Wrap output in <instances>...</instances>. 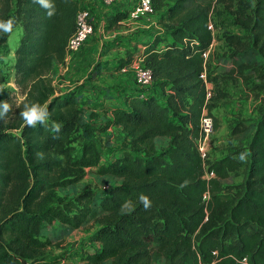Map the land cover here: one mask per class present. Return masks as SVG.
Returning <instances> with one entry per match:
<instances>
[{
  "label": "trees",
  "instance_id": "16d2710c",
  "mask_svg": "<svg viewBox=\"0 0 264 264\" xmlns=\"http://www.w3.org/2000/svg\"><path fill=\"white\" fill-rule=\"evenodd\" d=\"M151 4L161 31L126 48L115 67L129 66L136 54L153 82L124 92L125 106L112 108L111 116L97 123L81 106L82 86L58 90L52 84L75 29L78 0H0V45L17 25L22 29L13 51V80L24 94L17 107L5 105L0 116V264L56 263L45 254L52 241L41 239L54 222L70 229L97 225L90 235L97 247L82 254V264H153L156 259L160 264H264V107L256 121L232 128V136L248 137L235 150L245 156V165L238 184L224 185L240 162L232 154L203 159L196 146L202 110L211 115L213 107L200 76L205 71L206 81L213 82L207 76L209 54L203 56L214 35L213 2ZM228 7L233 23L247 32L246 37L223 34L228 72L254 78L264 90V0H236ZM127 12L109 15L107 29ZM101 71L97 62L88 77ZM109 127L119 129L126 146L102 161L103 150L89 135ZM86 167L118 182L60 200L56 189L75 184ZM207 172L212 175L205 177Z\"/></svg>",
  "mask_w": 264,
  "mask_h": 264
},
{
  "label": "rangeland",
  "instance_id": "374dc122",
  "mask_svg": "<svg viewBox=\"0 0 264 264\" xmlns=\"http://www.w3.org/2000/svg\"><path fill=\"white\" fill-rule=\"evenodd\" d=\"M235 1L212 0L214 7L210 15V23L214 35L206 65L207 76L213 81L211 83L213 87V107L211 108L210 116L216 122V128L212 130L208 137L209 151L207 157L209 160H214L226 154H232L240 162L239 170L235 173H230L229 177L223 181L224 185L238 184L241 181L242 169L245 165V156L236 153L235 150L243 148L248 137L245 134L232 136V128L237 124L240 125V123L249 124L256 121L258 119V109L264 107V90H259L256 87L258 83L256 79L243 80L236 73L231 74L228 72L231 66L228 57L229 47L224 41L223 34L234 33L242 37L247 35L245 30L233 23L228 5L230 3L232 5ZM112 4L113 2L106 4L102 0H98L97 5L105 8V6H112ZM107 17L104 18L101 25H93L94 31L86 42L97 41L100 45L97 44V47L80 65L78 68L80 73L76 78L73 77L74 74L71 75L73 72V68H70L71 58L68 63L56 64L53 74L57 73L58 85L62 83V87H64L85 81L84 77L88 76L89 71L97 62L101 67L105 68L104 71H101L104 75L98 79L96 86H94L100 93L104 89L111 93L112 91L108 88L118 89L121 86L115 87L114 84H122L121 82H124V78L125 80L126 78L134 80L130 69L120 72L115 67L119 63L120 58L125 56L124 46L126 44L123 30L131 23L128 25L119 22L114 29H107ZM158 26L157 30L161 31L159 24ZM21 30V26L17 25L11 30L6 42L0 45V74L3 79L0 82V116L5 105H9L11 108L17 107L24 95L22 88L17 86L13 80V51L18 44ZM130 39H134V36L129 35L128 42ZM135 57H137L136 54L133 55L132 59ZM65 66H67V69H65ZM109 79L115 80L114 83L109 84L112 81ZM83 103L84 105L86 104L85 101ZM94 119L93 121L97 123L101 121V119L99 121L96 118ZM89 138L102 148V161H107L119 155L121 148L126 146L121 132L115 127H109L100 133L93 132L89 135ZM163 142L160 139L157 145L160 146ZM73 146L74 155H79L80 141L78 138L73 141ZM81 176L75 184L56 189V195L60 200L73 199L80 192L100 190L118 182L117 179L112 177L97 174L94 168L89 167L81 170ZM96 227L97 225L93 222H87L77 229H70L59 222H54L44 228L41 239L47 238L52 241V244L45 249L48 260L51 262L55 261L56 264H82V254L97 247V243L90 240V235L95 231ZM153 264H160V261L156 259Z\"/></svg>",
  "mask_w": 264,
  "mask_h": 264
},
{
  "label": "crops",
  "instance_id": "0c3cea01",
  "mask_svg": "<svg viewBox=\"0 0 264 264\" xmlns=\"http://www.w3.org/2000/svg\"><path fill=\"white\" fill-rule=\"evenodd\" d=\"M134 2V0H113L112 6H105L103 8L102 6H98V0H78V4L81 7H88L91 11V16L93 20V24L97 25L103 23V20L105 17L113 14L116 11H128L131 8V4ZM156 14L150 15L146 18H143L138 21H128L127 19H123L121 23L130 24L128 27H126L123 30V33L125 35V44L124 48H129L132 44L139 41H145L151 38L152 33L155 32V30L158 29V24L156 23ZM129 35H133L134 39H130L128 42ZM136 37V38H135ZM124 43V42H123ZM213 43V40H212ZM211 43V45H212ZM97 44L99 42L97 41H91V42H84V45L71 57V64L70 68H73V72L71 75H73L74 78L78 76L80 73L79 67L83 63V61L88 58L89 54L92 53L93 49L97 47ZM100 45V44H99ZM138 48H141L142 45L140 43L137 44ZM211 47V46H210ZM123 52V50H122ZM122 56V55H121ZM120 56V57H121ZM57 65H62L60 63H57ZM65 69H67V66H65ZM105 68L102 67V71H104ZM121 72V68L119 69ZM90 72V71H89ZM124 72V71H123ZM103 72H100L98 76H96L93 79H90L89 73L88 76L84 77L85 81L76 82L73 85H67L62 87V83L59 85L57 84V73L55 75H52V84L56 86V89L64 90L69 87H74L76 85L82 86L81 92L82 96L80 98L81 106L87 110V112H92L98 121L102 118V116H111V109L119 106L124 105V92H132L136 89H138L137 84L132 79H127L124 82H121L122 84H114L116 86H121L118 89H110L112 92L109 93L106 89L102 90L100 93L99 90L95 89L94 86H96V83L98 79L103 76ZM112 80V79H109ZM115 80H112L109 82V84L114 83ZM117 81V80H116ZM78 83V84H77ZM108 84V85H109ZM153 92L158 93V88L153 87ZM151 90V91H152ZM109 93V94H106ZM83 101L86 102L84 105ZM98 107V108H95Z\"/></svg>",
  "mask_w": 264,
  "mask_h": 264
},
{
  "label": "built area",
  "instance_id": "2783aa9c",
  "mask_svg": "<svg viewBox=\"0 0 264 264\" xmlns=\"http://www.w3.org/2000/svg\"><path fill=\"white\" fill-rule=\"evenodd\" d=\"M106 4H110L113 0H102ZM154 14L151 0H136L127 12L128 21H138ZM93 20L91 11L88 7L79 6L75 15V29L70 34L65 45L64 62L68 60L82 47L84 42L89 39L94 31ZM209 27H212L211 23ZM211 46V45H210ZM210 49V48H209ZM209 49L203 53L204 57L209 54ZM130 69L133 74L134 82L141 88H149L153 82L152 72L149 68L145 67L142 59L135 57L129 66L121 68L122 71ZM201 78L205 81L206 99L212 95V85L206 81L205 71L201 72ZM200 136L197 139L196 146L200 156L205 159L209 151V134L213 130V118L208 113L206 108H203L200 120ZM212 173H206L205 177H209ZM56 264V263H54Z\"/></svg>",
  "mask_w": 264,
  "mask_h": 264
}]
</instances>
